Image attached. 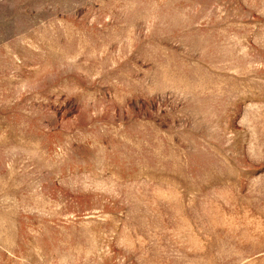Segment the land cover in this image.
<instances>
[{"label":"rangeland","instance_id":"374dc122","mask_svg":"<svg viewBox=\"0 0 264 264\" xmlns=\"http://www.w3.org/2000/svg\"><path fill=\"white\" fill-rule=\"evenodd\" d=\"M0 264H264V0H0Z\"/></svg>","mask_w":264,"mask_h":264}]
</instances>
